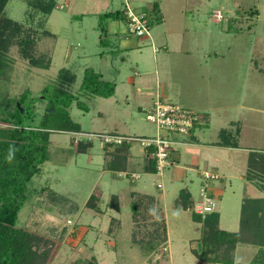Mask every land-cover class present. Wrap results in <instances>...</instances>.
Returning <instances> with one entry per match:
<instances>
[{"label": "rangeland", "instance_id": "rangeland-1", "mask_svg": "<svg viewBox=\"0 0 264 264\" xmlns=\"http://www.w3.org/2000/svg\"><path fill=\"white\" fill-rule=\"evenodd\" d=\"M28 1L9 0L5 11L34 38L36 55L45 54L50 63L47 69L34 68L17 47L9 50L8 65L0 70V129L9 127L3 121L19 95L25 90L40 95L62 69L75 76L70 92L82 109L75 103L69 109L77 132L51 134L48 160L27 185L30 200L16 226L52 241L46 264H208L192 252L202 248L200 223L173 201L186 187L197 203L208 184L215 190L211 198L220 229L236 232L245 223L242 204L264 198V177H249L256 171L248 163L250 152L264 154V0H53L46 16L28 15ZM127 9L145 16L148 35L129 33ZM114 12L117 19L104 18ZM87 69L114 87L110 98L79 94ZM157 96L206 115L208 124L191 139L159 131L181 143L171 145V166L162 179L134 167L124 171L140 173V179H120L107 169L101 136H151L154 131L143 118ZM37 110L41 114L43 106ZM137 128L140 134L132 131ZM222 130L236 136L237 148L214 146ZM88 140L92 147L76 153L78 142ZM140 150V142L131 144L132 155ZM174 168L182 176L172 182ZM204 172L218 179L206 180ZM139 189L154 197L149 222L157 221L156 207L166 222L167 240L151 253L131 242L135 199L130 192ZM91 195L95 199L88 202ZM113 195L120 199L117 210L111 206ZM258 249L237 244L234 263L249 264Z\"/></svg>", "mask_w": 264, "mask_h": 264}, {"label": "trees", "instance_id": "trees-1", "mask_svg": "<svg viewBox=\"0 0 264 264\" xmlns=\"http://www.w3.org/2000/svg\"><path fill=\"white\" fill-rule=\"evenodd\" d=\"M8 2L9 0H0V70L6 69L7 55L12 47H17L18 52L29 61L31 67L47 69L50 58L45 54L36 55L34 38L29 32H25L21 24L7 16L5 10ZM28 7L31 11L28 15L39 12L46 16L54 7V2L53 0H29ZM152 9L158 11L156 3L153 4ZM118 15V12H114L103 16L117 19ZM238 22L242 23L241 18ZM44 35L49 34L44 32ZM259 71L262 70L259 69ZM99 79V74L85 70L79 94L110 98L114 87ZM74 82V75L68 70H60L54 84L43 88L40 95L33 96L29 90L19 95L16 102L20 108L14 106L13 113L3 121L9 127L0 129V264H46L49 261L47 259L50 257L48 253L53 244L52 241L43 237L44 235L26 230L24 226L17 227L16 223L23 205L30 200L28 183L35 175L41 173V166L48 160L47 151L51 134L56 131H78L69 116V109L73 103L77 108L82 109L78 96L70 92ZM38 105L43 106L41 114L37 110ZM102 143L109 156L108 170L124 171L132 143L125 141L117 145L106 144L104 141ZM216 145L237 148L238 142L236 136L230 131L222 130L219 132ZM91 147L90 140L85 143L78 142L76 153H84ZM143 150L153 161L151 169L154 173L155 163L150 150L146 148ZM248 163L251 170H255L254 173L259 175L252 173L249 177H264L262 175L264 154L250 152ZM93 199L95 196L91 195L88 202H92ZM192 203L188 191L182 189L174 202V207L188 210L193 221L201 225L202 248L199 252L195 249L192 251L197 259L208 264H238L234 263V249L237 244L246 242L259 247L256 256L249 264H264V198H249L246 205L242 204L241 217L245 223H240L239 230L236 232L220 229L218 212L195 214ZM151 206V198L145 203L139 197L131 204L132 221L135 227L131 242L145 253H151L167 240L163 211L157 208L154 212L157 221L149 222ZM94 209L99 212L98 208ZM83 264H93V260Z\"/></svg>", "mask_w": 264, "mask_h": 264}, {"label": "built area", "instance_id": "built-area-1", "mask_svg": "<svg viewBox=\"0 0 264 264\" xmlns=\"http://www.w3.org/2000/svg\"><path fill=\"white\" fill-rule=\"evenodd\" d=\"M126 17L128 19L127 28L129 33L136 37H143L148 35L149 26L144 15H137L132 10L127 9ZM203 116L192 110L184 109L177 105L167 104L162 102L160 98L156 99L152 110L145 116V121L153 126L156 133L148 137H120V136H106L102 135L101 140L106 144H120L121 142H140L142 149L150 150L151 157L155 163L154 176L163 178L165 170L170 166L171 139L160 135V130L173 133L178 136L189 135L190 132L197 126L202 124ZM87 136V135H85ZM120 179H126L129 182H135L140 178V175L134 172H119ZM206 180H216L217 176L211 175L207 172L202 174ZM158 189H162L161 184H157ZM200 201L194 205V213L197 215H205L207 213L215 212L217 204L210 198L203 188L200 193Z\"/></svg>", "mask_w": 264, "mask_h": 264}, {"label": "crops", "instance_id": "crops-1", "mask_svg": "<svg viewBox=\"0 0 264 264\" xmlns=\"http://www.w3.org/2000/svg\"><path fill=\"white\" fill-rule=\"evenodd\" d=\"M157 99L158 98H160V100H162V98L160 97V96H157L156 97ZM155 98V99H156ZM151 104H153V103H151ZM141 112H143V109H141ZM205 115V114H204ZM204 117V120H207V122H208V119L206 118V115L205 116H203ZM143 120H144V122H145V117L143 118ZM203 120V122H202V124L200 125V126H197L196 128H195V130L191 133V134H189V135H186V136H189L188 138L189 139H191V137L192 136H194V133L196 132V130H201L203 127H205L208 123L206 122V121H204ZM146 123V122H145ZM148 125V124H147ZM150 126V125H149ZM150 127H152V129H153V134L155 133V128L153 127V126H150ZM140 128H137V130H132L133 132H138L139 134H140ZM142 131H143V129H141ZM144 131L145 132H147L146 131V129H144ZM153 134H151V136L153 135ZM139 136V135H138ZM140 136H144V137H148V136H150V135H147V134H141ZM176 136H178V135H176ZM178 139H172V141H173V143L174 144H181L180 142H178L177 141ZM214 146H217V145H214ZM218 147V146H217ZM220 148H225V147H220ZM130 151H131V147H130ZM108 153H106L105 155H107ZM172 154V153H171ZM138 155L139 156H137L136 155V157H135V155H132V153L130 152V154H129V156H128V158H127V166H126V169H124V170H129L130 168H135V169H141V172H142V174H153L152 173V170L153 169H151L152 167H151V163L153 162L149 157H147L146 156V152L144 151V150H140V152L138 153ZM106 160H107V162L109 161V156L107 155L106 156ZM170 162H171V157H170ZM171 166V165H170ZM169 166V167H170ZM169 167H168V169H169ZM149 168V169H148ZM107 169H108V167H107ZM109 171H111V170H109ZM180 171V172H179ZM182 170H180V169H178V168H174V169H172L171 171H170V179H171V181L172 182H174V181H176V180H178V179H181V176H182V172H181ZM112 172H122V171H112ZM117 173V174H118ZM134 173H135V171H134ZM137 174H139L140 175V173H137ZM165 175V174H164ZM118 176V175H117ZM164 177V176H163ZM140 179V178H139ZM217 180V179H216ZM242 180H243V177H242ZM212 181V180H211ZM142 188V187H141ZM144 189V188H143ZM182 189H186L187 190V188L186 187H184V188H182ZM182 189H180V190H182ZM201 190L202 189H200V191H199V197H200V192H201ZM188 191V190H187ZM206 192L208 193V192H210V194L211 195H209L208 194V196H213L215 193V190L210 186H208V184H207V189H206ZM189 193V192H188ZM130 194H131V198H133V199H135L133 202L131 201V204L132 203H134L139 197L140 198H142V200H145L144 202L146 203L147 202V200H149V198H151L152 199V206H151V210L153 209V204H154V202H153V199H154V197L152 196V195H150V194H148V193H146L144 190H142V189H139V191H136V192H130ZM178 195H179V192H178ZM178 195H176V197H175V199H174V201H173V203L175 202V200H176V198H177V196ZM113 198L111 199V201L113 202V206H112V209H114V210H117L118 208H117V206H118V203L120 202V199L118 198V196H115V195H113L112 196ZM122 197V196H121ZM123 198V197H122ZM121 198V199H122ZM201 198V197H200ZM200 200V199H199ZM190 201H191V203L193 202V200L191 199V196H190ZM157 202H158V200H157ZM130 204V205H131ZM192 204H196V203H192ZM160 207H161V205H159ZM156 208H158V207H156ZM241 209V208H240ZM161 210H162V208H161ZM240 217H241V215H240ZM219 220H220V217H219ZM164 221H165V218H164ZM165 226H166V222H165ZM240 226V225H239Z\"/></svg>", "mask_w": 264, "mask_h": 264}, {"label": "water", "instance_id": "water-1", "mask_svg": "<svg viewBox=\"0 0 264 264\" xmlns=\"http://www.w3.org/2000/svg\"><path fill=\"white\" fill-rule=\"evenodd\" d=\"M17 107L20 108V107H19V104H17Z\"/></svg>", "mask_w": 264, "mask_h": 264}]
</instances>
